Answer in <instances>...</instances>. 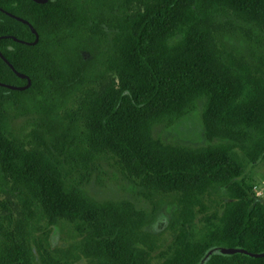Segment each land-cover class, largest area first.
<instances>
[{
  "label": "trees",
  "instance_id": "trees-1",
  "mask_svg": "<svg viewBox=\"0 0 264 264\" xmlns=\"http://www.w3.org/2000/svg\"><path fill=\"white\" fill-rule=\"evenodd\" d=\"M0 9L37 35L0 11V54L24 76L0 59V83L23 88L0 86V192L26 217L38 208L48 217L32 241L0 240V264H199L220 248L264 252V212L229 153L253 134L264 140V72L258 65L237 80L217 61L227 16L264 29V0H0ZM95 86L102 96L92 103ZM249 87L255 99L243 102ZM79 94L90 105L82 111L92 155L76 160L80 113L68 106ZM198 105L209 145L181 149L151 138L154 125ZM21 118L32 119L33 150L12 128ZM103 152L144 199L161 196L169 208L146 213L84 198L89 165ZM263 158L264 144L250 163ZM61 221L72 231L63 248L47 238ZM10 235L0 226V237ZM202 264H264V256L210 253Z\"/></svg>",
  "mask_w": 264,
  "mask_h": 264
},
{
  "label": "rangeland",
  "instance_id": "rangeland-1",
  "mask_svg": "<svg viewBox=\"0 0 264 264\" xmlns=\"http://www.w3.org/2000/svg\"><path fill=\"white\" fill-rule=\"evenodd\" d=\"M228 27L231 28L228 35L222 39V43H217L220 54L217 61L219 66L225 68L227 71L236 73L237 80H240L243 75L253 74L254 68L258 65L261 72H264V29L254 27L253 25H244L237 22L233 15L227 16ZM222 24L223 20L218 21ZM232 31L234 34L232 35ZM253 57H256L255 61ZM259 58V59H257ZM225 70V71H226ZM109 79L116 82L115 74H110ZM90 102H95L101 95V87L95 86L91 90ZM88 92V91H87ZM79 94L77 98L68 106L70 110L79 112V119L77 123L78 135L74 148L72 150V157L79 160L80 157L86 156L87 152L92 150L89 147L86 129V114L87 111L83 107L90 105ZM254 98L251 88H247L242 95V101H252ZM95 100V101H94ZM199 105L195 112L190 113L173 124L166 126L163 123H158L152 127L151 138L159 140L164 145L172 147H179L181 149H200L204 148L208 143L204 136L200 125ZM31 118H21L12 124V128L16 133L18 142L22 144L24 151H29L32 146L29 143L28 133L32 128ZM252 135L250 140L246 142L243 149L231 148L229 153L235 156L236 163L245 171L244 183L250 188L253 196L258 200L259 206L264 212V158L255 164L250 163V159L255 155L260 146L264 144L262 135H258V139ZM252 140H256L255 142ZM33 150V149H32ZM35 152H40L45 155L43 149H36ZM118 160L112 155L103 152L96 155V159L91 162L92 173L90 174L87 183L80 188L81 194L84 198L95 203H111L112 205H120L127 203L131 209H141L149 213L152 207L157 211L162 212L169 208V200L161 198V196H152L148 200L141 196L144 191L137 185V180L127 178L123 167L118 164ZM93 165V166H92ZM11 183V179L7 181V187ZM23 190L22 183H18ZM36 216L26 217L22 212L17 200L9 195L0 192V226L2 233L8 232L10 236H1L7 245H13V242L19 243L21 241H32L36 238L42 230L45 229L47 216L42 213L41 209L36 210ZM71 225L67 222L61 221L57 226L51 229L47 238L51 243L60 248L65 247L70 242V234L72 235ZM162 238L165 239L166 233Z\"/></svg>",
  "mask_w": 264,
  "mask_h": 264
},
{
  "label": "water",
  "instance_id": "water-1",
  "mask_svg": "<svg viewBox=\"0 0 264 264\" xmlns=\"http://www.w3.org/2000/svg\"><path fill=\"white\" fill-rule=\"evenodd\" d=\"M33 2H35L36 4H43L45 3L47 0H32ZM1 12H3L4 14L8 15L9 17L11 18H14L15 20L17 21H20L22 22L23 24L27 25L28 28L30 29V31L34 34V37H35V41L37 39V35L35 33V31L31 28V26L24 20H21L17 17H14L13 15H10L9 13L5 12V11H2L0 9ZM16 40V39H14ZM0 59L10 68V70H12V72H14L17 76L19 77H24L23 75H20L18 74L16 71H14V69L11 67V65L2 57V55L0 54ZM29 84V81L27 80V85ZM0 86L1 87H5V88H8V89H11V90H22L23 88H17V87H13V86H9V85H4V84H1L0 83ZM219 254V255H224V256H231V255H237V254H240V255H244V256H247V257H250V258H260V257H263L264 256V252L263 253H250V252H247L246 250L244 249H240V248H220V249H217V250H212V251H209L203 258L202 260L200 261L199 264H202L204 259H206V257L208 256V254Z\"/></svg>",
  "mask_w": 264,
  "mask_h": 264
}]
</instances>
